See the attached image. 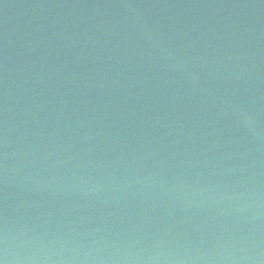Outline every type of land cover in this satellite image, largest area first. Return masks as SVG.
Returning <instances> with one entry per match:
<instances>
[{
	"label": "water",
	"instance_id": "water-1",
	"mask_svg": "<svg viewBox=\"0 0 264 264\" xmlns=\"http://www.w3.org/2000/svg\"><path fill=\"white\" fill-rule=\"evenodd\" d=\"M2 264H264V0H0Z\"/></svg>",
	"mask_w": 264,
	"mask_h": 264
},
{
	"label": "snow or ice",
	"instance_id": "snow-or-ice-1",
	"mask_svg": "<svg viewBox=\"0 0 264 264\" xmlns=\"http://www.w3.org/2000/svg\"><path fill=\"white\" fill-rule=\"evenodd\" d=\"M0 264H2V262H0Z\"/></svg>",
	"mask_w": 264,
	"mask_h": 264
}]
</instances>
